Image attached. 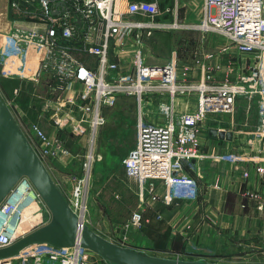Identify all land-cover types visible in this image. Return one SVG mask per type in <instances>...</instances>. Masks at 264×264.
<instances>
[{"label":"built area","instance_id":"1","mask_svg":"<svg viewBox=\"0 0 264 264\" xmlns=\"http://www.w3.org/2000/svg\"><path fill=\"white\" fill-rule=\"evenodd\" d=\"M6 1L17 18L10 21L9 27L0 26L3 75L31 82L46 75V88L53 97L43 99L39 115L49 113L59 133L71 128L75 135L86 137L83 172L68 177L74 183L68 203L82 216L83 205L79 201L91 178L92 163L99 156L95 153L97 132L107 122L103 110L115 106L120 95L136 100L137 140L121 164L125 174L138 185L139 209L117 228L119 240L113 242L130 247L124 234L121 238L118 235L145 222L143 211L149 203L159 199L164 204L196 200L201 187L188 171L196 172L206 159L229 163L231 171L239 173L235 178L239 191L248 201H257L258 210H264L262 192L240 187L252 177L247 164L252 165L253 172L264 183V0H199V19L195 23L178 21L180 0H174L170 9L171 22L155 21L160 7L157 0ZM192 12L197 11L193 8ZM180 27L219 35L224 41V53L236 59L234 78H226L218 85L187 82L188 66L179 63L176 52L163 64L148 63L144 37L156 29ZM230 67L227 63V68ZM19 93L20 87H15L14 97ZM191 93H196L194 110L176 112L174 99ZM158 95L166 99L157 104L166 121L147 122L143 104ZM239 99L247 104L246 114L253 109L254 125L246 122H232L230 127L223 128L207 125L206 130L231 132L234 149L203 153L201 126L211 120L218 122L215 118L218 114H236ZM5 101L47 169L54 160L75 158L62 137L50 136L38 122L24 123L25 114L15 115L13 99ZM219 174L215 188L221 187L225 179V173ZM29 192L38 203V209L31 213L37 215L38 221L28 232L49 221L46 207L30 182L22 177L0 204V248L25 235H19L18 227L24 219L20 208L29 204ZM136 250L146 253L151 249ZM91 257L78 244L59 248L40 244L17 257L0 260V264H14L17 258L23 264H95Z\"/></svg>","mask_w":264,"mask_h":264},{"label":"crops","instance_id":"2","mask_svg":"<svg viewBox=\"0 0 264 264\" xmlns=\"http://www.w3.org/2000/svg\"><path fill=\"white\" fill-rule=\"evenodd\" d=\"M157 2L160 7L159 14L155 16V21L171 22L173 16L170 9L174 5V0H157ZM194 2L196 4L199 2V8L200 1ZM183 3L184 6L189 4L188 2ZM179 12L178 21L182 22L179 19ZM188 16L190 17L189 21L184 20L183 22H197L199 19L198 10L194 13L189 12ZM16 18L17 16L9 7V2L0 0L1 28L11 26L10 21ZM183 29L187 33L178 37L166 57L162 54L156 55V53H152V50L161 49L159 43L163 34L174 30L179 31L178 34H180V28L156 29L152 35L145 36L146 61L163 64L169 60L172 52H176L179 63L188 66L187 82L218 85L222 84L226 78H234L237 71L236 59L228 53H224V41L219 35L211 31L203 32L194 28ZM154 54L155 56H152ZM153 57L154 59H152ZM227 63L231 64L230 68H227ZM1 76H3L2 78L5 77L2 68H0ZM7 79L11 80L12 78ZM18 84L20 86L21 82L18 81ZM3 98L7 99L5 95ZM161 100L166 99L158 95L153 97L151 102L148 101L143 104L142 111L145 121L153 123L166 121V118L158 110L157 104ZM126 104H134V109L136 107V118L129 121V127H132V124L135 127L136 139L137 103L134 97L120 95L112 109H104L103 113L107 122L99 128L98 133L103 134V132L108 131L107 126H111L110 123L115 119L118 123L120 119H123L122 117L128 112ZM195 106L196 93L178 96L174 99V110L178 113L194 110ZM143 108L145 109L143 110ZM29 112L31 111L29 110ZM23 114L20 113V115ZM30 118L29 114L24 115V123L28 125L32 123ZM215 118L218 122L215 123L211 120L205 123V126H201L199 131L203 153H219L226 149H234L231 139L213 137L209 134V130H206L207 125L223 128L224 126L230 127L232 122L235 124L246 122L249 126H253L256 117L253 112L246 119L240 112H237L234 115L221 113ZM115 131L117 130L115 129ZM59 135L64 138V131H61ZM84 138L86 144V137ZM136 140L131 148L134 147ZM85 150H87V144ZM247 167H251L252 177L248 183L241 184V189H258L264 196V183H261L260 179L257 178L251 164H247ZM73 169H77V165L74 166V162L68 157L52 161L48 168L55 185L67 201L71 197L74 186V183L68 179L69 175L74 172ZM78 169L79 174L83 172L82 160ZM219 173H225V179L220 177L223 179L221 187L215 188L213 185L216 178L220 176ZM188 174L194 177L201 187L196 200L164 204L159 199L157 202L149 203L143 211L145 222L139 228L120 233L119 238L124 234L128 246L134 249L150 247L151 250H147L146 253L156 256L193 260L204 259V261L218 263H264V210H258L257 201H248L239 191L240 189L237 187L239 183L237 182L235 185V178L239 177V173L234 174L229 163L212 162L206 159L200 163L199 170L196 172L188 171ZM232 176L234 177L232 178ZM229 177L232 180H228ZM158 189L162 194L160 185ZM86 223L103 237L115 242L119 240L117 233L114 232L116 228L104 225L103 230H99L87 220Z\"/></svg>","mask_w":264,"mask_h":264},{"label":"rangeland","instance_id":"3","mask_svg":"<svg viewBox=\"0 0 264 264\" xmlns=\"http://www.w3.org/2000/svg\"><path fill=\"white\" fill-rule=\"evenodd\" d=\"M194 1L180 0L181 4H184L183 2L189 3L185 6L182 5L183 7L179 10V19H181L182 22L190 18L189 16L187 17V14L192 12L193 8H195L196 11L198 10V4ZM183 28L188 27H180V34H178L179 31L175 30L163 34L161 42L159 43L161 49L152 50V53H156V55L159 56L162 54L166 57L168 52L170 53L171 48H173V44L178 40V37L187 33ZM152 56H155V54ZM152 59H154V57ZM45 76L37 82L24 81L22 87L25 86L28 87V89L26 88V90H23V88L22 92L19 93L17 97L13 95V89L19 86L18 82L10 79L8 80L6 77L2 78L3 76H1L0 93L2 96L5 95L7 99H13V102H15L14 109L17 115H20L21 112L25 115L29 114V116H31L30 119H32L31 122H38L50 136H55L59 135V132L55 131L49 113H47V115H39V108L43 99L53 97V94L46 88ZM126 106L128 112L125 116L123 115L125 118L122 117L123 119H118L119 123L116 122L115 119L110 123L111 126H107L108 131L103 132V134L97 132L98 139L95 143V153L99 156L98 158L96 157L95 161L92 163L91 178L87 183L82 199L79 201V205L85 206L83 219L93 224L95 228L99 230H103L104 225L117 229L133 211L139 209V199L137 195L138 185L125 174L121 164L122 158L136 140L134 125L132 124V127H129V121L136 118V107L134 109V104H126ZM251 107H253V105H251ZM16 108L19 110L16 111ZM236 108L238 109L236 112H240L244 117L247 115L250 117L253 113V109L251 108L249 114H246L247 104L244 99H239L237 101ZM105 109L108 110L112 108ZM144 109L145 108H143V110ZM29 110L31 112H29ZM115 129L117 131H115ZM63 131V139H65L67 148L75 156L72 161L74 162V166L77 165L78 169L81 160L83 162L84 156L86 155L85 149L87 143L85 144L84 136L75 135L71 132V128H65ZM77 169H73V173L78 174L80 171ZM116 229L114 232L117 231ZM91 255L95 264H111L98 255L93 253H91ZM13 263L23 264V261L21 258H17Z\"/></svg>","mask_w":264,"mask_h":264},{"label":"water","instance_id":"4","mask_svg":"<svg viewBox=\"0 0 264 264\" xmlns=\"http://www.w3.org/2000/svg\"><path fill=\"white\" fill-rule=\"evenodd\" d=\"M213 137L231 139V132L209 130ZM25 177L49 212V221L10 245L0 248V260L14 258L40 244L71 247L76 244L111 264H264L218 263L151 255L103 237L84 221L61 193L0 93V204Z\"/></svg>","mask_w":264,"mask_h":264},{"label":"bare ground","instance_id":"5","mask_svg":"<svg viewBox=\"0 0 264 264\" xmlns=\"http://www.w3.org/2000/svg\"><path fill=\"white\" fill-rule=\"evenodd\" d=\"M32 192L28 193V197L30 198V201L28 202L29 204H26L25 206H22L20 208L22 217L24 219H22L20 221V225H19V235H23L26 234L30 228L36 223V221H38V217L37 215H31V213L35 212L38 209V203L34 202L32 200ZM83 208H85V206H83ZM82 208V212H84V209Z\"/></svg>","mask_w":264,"mask_h":264},{"label":"trees","instance_id":"6","mask_svg":"<svg viewBox=\"0 0 264 264\" xmlns=\"http://www.w3.org/2000/svg\"><path fill=\"white\" fill-rule=\"evenodd\" d=\"M11 80H14V81H17V82L20 81L19 79H11ZM20 82H21V84H20L19 87H20V93H21L23 88H24L23 90H26V88L28 89V87H25V86L22 87V86H23L22 84L24 83V81H20ZM18 85H19V84H18ZM18 95H19V94H18ZM59 134H61V133H59ZM59 136H60V135H59ZM60 137H61V136H60ZM62 139H63V137H62ZM64 140H65V139H64Z\"/></svg>","mask_w":264,"mask_h":264}]
</instances>
